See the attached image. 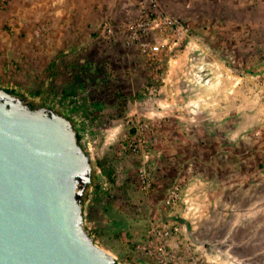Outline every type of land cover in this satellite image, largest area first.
Instances as JSON below:
<instances>
[{
    "label": "rangeland",
    "instance_id": "374dc122",
    "mask_svg": "<svg viewBox=\"0 0 264 264\" xmlns=\"http://www.w3.org/2000/svg\"><path fill=\"white\" fill-rule=\"evenodd\" d=\"M98 1L101 6L95 15H82L81 12L74 14L72 12L69 15L75 35L78 34L85 40H96L94 50L97 53L95 52L94 58L98 62L97 80L100 84H96V87L88 84V88L83 91L86 92L89 101L98 104L100 98L105 107L113 106L114 117L124 116L125 110L130 107V115L153 118L157 123L158 133L149 153V167L154 187L153 191L147 194L141 192L137 184L136 170L140 158L128 155L118 158L115 155V147L118 143L108 149L107 170H115L117 186H112L110 183L114 197L105 204H101V199L98 198L96 185L87 189V193L91 192L93 196L92 214L84 217L91 237L120 261L125 258L136 259L135 247L144 241L149 221L167 220L168 214H172V218L167 221L180 228L175 239L193 241L208 250L211 249L212 252L208 255L216 264H264V242L260 243L259 239H253L248 233L247 238H238L237 231L223 222L228 210L221 207L218 201V206L213 207V213L212 208L206 206L203 188V182L207 177L204 170H211L212 167L209 158L212 149H220L225 145V142H221V128L233 129L238 123L241 127L244 126L245 143L240 142L238 149L243 156L249 157V160H244L243 168L245 170L264 168V133L259 138L255 137V131L264 126L263 116L255 117L257 109L262 108L264 111V107L256 100L252 91L253 85L248 79L236 84V74L240 72L245 74L264 72V0H157L159 8L177 16L187 24L191 45L198 46L203 51L206 61H215L222 67L234 71L233 76L222 80L229 95V108L225 111L220 108L221 101L219 103L218 99H214L220 96L221 88L210 93L212 98L206 100V104L200 102L197 108H192L193 111L191 107L186 108L185 103L189 100L205 98L209 90L200 87L198 89L201 90V94L191 95L190 86L187 84L191 78V63L185 53L169 64L165 82L161 83L151 80L150 70L137 50L135 53V49H127L124 45L120 49L118 47L122 43L121 40L108 43L98 37V26L104 20H110L116 26H124L127 22L138 18L139 2L143 0H120L121 6L123 1L126 2L125 9L120 7V10L110 6L112 0ZM46 6L47 0H8L5 8L1 10L0 24L5 32H10L13 27L21 29L24 25L26 29L24 32L20 31L19 35L26 39L29 33L26 36L25 32L31 31L34 34L36 26L48 20L45 13ZM65 17L67 16L64 15L63 18ZM48 31L49 34L41 38L50 39V34L55 35L51 33L52 31ZM113 44L116 46H112ZM42 49L45 47L43 46ZM89 55H93V52ZM150 82H153L156 88L151 95L147 91ZM164 84H168V92L165 95L168 94L167 103L170 105L164 110L160 109L158 113L157 89ZM24 95L35 101L46 100L48 104L54 106L53 102L44 96L27 92ZM145 99L150 103L141 107ZM174 103L181 108L177 110L173 106ZM210 109L215 113L213 120H217L211 123L204 120ZM110 113L108 111L101 114L104 117H111ZM220 118L227 121L222 127H218ZM105 119L107 120L106 117ZM197 120L199 124H191ZM125 127L119 141L128 129L126 124ZM77 128L80 131L83 129L81 125ZM103 130L104 128L102 130L96 128L91 136L96 139ZM210 131L216 134L217 139H214V143L205 141ZM158 138V143L154 145ZM251 138L258 141L255 142L256 145L249 143ZM253 146L255 149H252ZM259 147L263 151L259 150V154L255 153ZM251 152L254 153L255 158H251ZM94 157L98 159L96 155ZM117 166L121 170L118 177ZM97 168L96 166V170ZM192 170L202 172L199 177L197 176L200 182L196 188L193 183L196 179L192 176ZM258 171L261 184L257 189L258 193L255 194L264 198V170ZM249 176L248 174V178ZM95 183L97 186L100 185L98 175ZM175 183L182 187V201L175 207H165L164 199L168 189ZM216 195H220V192ZM262 209L263 204H261ZM247 213L251 215L252 211L248 210ZM143 264L155 263L148 259Z\"/></svg>",
    "mask_w": 264,
    "mask_h": 264
},
{
    "label": "crops",
    "instance_id": "0c3cea01",
    "mask_svg": "<svg viewBox=\"0 0 264 264\" xmlns=\"http://www.w3.org/2000/svg\"><path fill=\"white\" fill-rule=\"evenodd\" d=\"M119 1L112 0L110 6L113 9L119 8L120 10V7L125 9L126 2L123 1V6H121V1ZM100 6L98 0H47L45 13L48 20L46 19V22L36 26L37 33L32 34L29 28V32H25L26 36L29 33V37L26 39L21 38L19 35L20 31L24 32V29H26L24 25L21 29L13 27L10 32H5L2 24H0V86L21 94L27 92L44 96L51 100L53 104L65 108L73 116L75 124L78 127L80 125L83 127L81 131L83 135H92L96 128L99 130L104 128L99 137H96V144L93 148L98 159H106L108 149L111 145L118 143L121 133L126 128L124 120L130 115V107L125 110L124 116L114 117L112 115L113 106L105 107L103 100H100V98L98 104L88 100V96L83 90L88 84L94 86L100 84L97 80L99 74L98 62L94 58L96 52L94 41L96 40H85L79 37L78 34L75 35L69 17L72 12L73 14L81 12L82 15H95L98 13ZM1 15L2 11H0V20ZM64 15L67 17L63 18ZM60 19L62 20L60 21ZM48 30L55 35L50 34V39L49 37L47 39L41 38V36L49 34ZM43 46L45 49H42ZM112 46L116 45L113 44ZM119 46L118 48H123L122 43ZM90 52H93V55H89ZM134 52L137 53L136 50ZM126 56L129 58L128 55ZM167 92L168 84L159 86L157 89L159 97L156 100V111L158 113H160V109L167 108L168 94L165 95ZM220 92V96L214 99H218L219 103L221 101L220 108L225 111L229 108L227 88L223 86ZM144 101L141 103V107L150 103L146 99ZM108 111L111 112V117L105 116L106 120L101 113ZM206 115L207 117L204 119L206 122L217 121L213 120L215 113L211 109L208 110ZM257 115H262V121H264L262 108L257 109L255 117ZM218 121L220 122L218 127H222L227 122L221 118ZM191 124L197 125L199 121H194ZM226 126L228 125L226 124ZM220 131L221 142H225V145L221 146L220 149H212L209 155L212 167L211 170H204V173L207 174L203 182L204 202L206 206L212 208V213L213 207L218 206L217 201L221 207L225 208L226 211L228 210L223 222L237 231L238 238H247L246 234L248 233V236L251 235L253 239H259L260 243L264 242V198L259 194H255L258 193L257 189L261 184L258 170H264V168L258 167V170H245L243 168L242 163L244 160H249V157L243 156L241 150L238 149L240 142L245 143L243 139L246 136L243 132L244 126L241 127V124L238 123L236 128H227L226 130L221 128ZM214 133V131L207 133L205 141L214 143L216 138ZM253 139L255 138H251L249 143L256 145L255 142L258 141ZM156 140L154 145L158 143L159 138ZM252 149H255V147ZM261 149L259 147L255 150V153L259 154V150L260 152L263 151ZM251 155V158H255L253 152H251ZM117 169L118 177L121 170L118 166ZM192 171V176L196 179L193 182L196 188L200 182L197 176L199 177L202 172L200 170ZM248 174L250 178H248ZM218 192H220V195L217 196ZM261 204H263L262 210ZM248 210L252 211L251 215L247 213ZM168 215L166 219L170 220L172 214Z\"/></svg>",
    "mask_w": 264,
    "mask_h": 264
},
{
    "label": "water",
    "instance_id": "95a60500",
    "mask_svg": "<svg viewBox=\"0 0 264 264\" xmlns=\"http://www.w3.org/2000/svg\"><path fill=\"white\" fill-rule=\"evenodd\" d=\"M94 174L71 116L0 86V264H118L85 224Z\"/></svg>",
    "mask_w": 264,
    "mask_h": 264
},
{
    "label": "built area",
    "instance_id": "2783aa9c",
    "mask_svg": "<svg viewBox=\"0 0 264 264\" xmlns=\"http://www.w3.org/2000/svg\"><path fill=\"white\" fill-rule=\"evenodd\" d=\"M8 0H0V11L5 8ZM138 18L127 22L124 26H116L110 20H104L97 30L98 37L108 43H116L119 40L127 49H135L141 55L142 60L150 70L152 81L165 82L168 73L167 68L172 61L185 53L191 63L190 75L188 80L190 93L201 94L204 90H209L205 98L189 100L184 105L186 108H197L200 102L206 104L210 100L212 93L223 86L225 77L233 76L229 68H224L215 61L208 62L203 56V51L198 46H192L189 36V27L180 18L159 8L157 0H143L139 2ZM202 59V62H201ZM239 84L248 79L253 85V93L256 100L264 107V72H240L236 74ZM150 82L147 87L148 94L151 95L156 88ZM196 90V91H194ZM188 93V91H187ZM194 101V102H193ZM170 105V104H169ZM168 105V106H169ZM173 106L181 108L177 103ZM128 127L123 133L121 140L115 147V155L118 158L124 156H134L140 158L137 167V184L141 192L147 194L153 191L154 180L149 167V153L154 138L158 133L157 123L148 116L130 115L126 118ZM264 133V126L255 131V137L259 138ZM83 142L87 150L95 156L94 145L96 139L89 134L84 135ZM99 184L101 189L97 192L101 204L112 200L114 193L110 190L111 185L102 171L97 168ZM183 190L180 184H173L164 199L165 207H175L182 201ZM91 192L87 193L84 204V217L91 215L93 206ZM180 228L176 224H170L167 220H151L145 232V239L135 247L136 259L125 258L118 260V264H143L145 260H151L155 264H216L214 259H210L208 253L211 249L200 246L196 242L189 240H176ZM178 238V237H177Z\"/></svg>",
    "mask_w": 264,
    "mask_h": 264
},
{
    "label": "trees",
    "instance_id": "16d2710c",
    "mask_svg": "<svg viewBox=\"0 0 264 264\" xmlns=\"http://www.w3.org/2000/svg\"><path fill=\"white\" fill-rule=\"evenodd\" d=\"M9 91H11V92H13V93H15L16 91H14V90H12V89H8ZM32 105H39V103H36L35 101H32L31 100V98L29 97V96H27V95H24V94H22ZM83 137H84V135L82 134V132L78 129V141L80 142V143H83ZM108 162H107V160L106 159H97L96 160V166L98 167V168H101L102 169V171L103 172H105V174H106V176H107V178H108V180H109V182L112 184V186H117V182H116V176H115V170H107V168H108ZM96 182V175L94 174L93 175V185H96V188H97V191H99L100 189H101V186L99 185V186H97V184L95 183ZM92 185V186H93ZM88 189H89V187H88ZM119 189H121V188H119ZM86 198H87V190H86V192H85V194H84V197H83V203H85V201H86ZM94 240H96L95 238H94Z\"/></svg>",
    "mask_w": 264,
    "mask_h": 264
},
{
    "label": "flooded vegetation",
    "instance_id": "af4514ba",
    "mask_svg": "<svg viewBox=\"0 0 264 264\" xmlns=\"http://www.w3.org/2000/svg\"><path fill=\"white\" fill-rule=\"evenodd\" d=\"M32 101H35V100H32ZM36 103H39V104H41V103H48V102H46V100H38V101H35ZM54 106L58 109V110H60V111H62V112H64L65 114H67V115H69V116H71L72 118H73V116L71 115V113L69 112V111H67L65 108H61L59 105H56V104H54ZM74 119V118H73ZM74 123H75V121H74Z\"/></svg>",
    "mask_w": 264,
    "mask_h": 264
}]
</instances>
